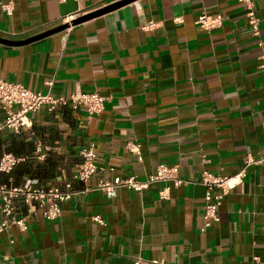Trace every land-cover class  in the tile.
Masks as SVG:
<instances>
[{"label":"crops","instance_id":"0c3cea01","mask_svg":"<svg viewBox=\"0 0 264 264\" xmlns=\"http://www.w3.org/2000/svg\"><path fill=\"white\" fill-rule=\"evenodd\" d=\"M113 1L0 0V39L29 40ZM253 2L260 41L238 0H138L33 43H0V80L54 98H106L99 115L45 108L31 116L32 128L3 135V154L13 137L36 164H57L44 166L56 170L52 178L37 166L19 184L13 174L15 185L71 180L89 146L99 178L146 181L166 165L187 182L121 188L113 198L87 190L96 179L75 182L59 220L21 207V216L31 214L27 228L0 236V264H264V161L247 168L209 227L202 184L205 172L229 178L249 157L264 160V0ZM202 13L221 15L222 27L201 29Z\"/></svg>","mask_w":264,"mask_h":264},{"label":"built area","instance_id":"2783aa9c","mask_svg":"<svg viewBox=\"0 0 264 264\" xmlns=\"http://www.w3.org/2000/svg\"><path fill=\"white\" fill-rule=\"evenodd\" d=\"M118 1H113L101 8ZM238 1L244 5L252 35L260 41V20L256 14L253 0ZM2 10L11 16L13 6L4 4ZM222 20L221 15L211 16L202 13L197 19V24L201 29L211 31L221 28ZM72 21L66 20L65 23L71 24ZM262 68H264V63ZM105 102L106 98L98 92L93 94L75 93L68 98H54L50 94L32 92L20 83L0 80V138L9 133L19 135L25 129L32 128L31 116L42 109L46 108L50 113L64 107L70 108L74 112L84 109L89 116H94L104 111ZM128 147L133 154L140 156L138 145L131 143ZM80 156L82 163L75 170L71 180H65L59 185H42L38 180L28 179L23 185H15L12 174L17 166L25 160L11 153H4L0 157V175H5L8 179L6 182H0V236L13 226L20 230H26V223L31 214L21 216V207L34 208L47 221L59 220L63 214V206L71 202L77 194V190L73 187L75 182L87 184L96 179L94 187L87 190L102 191L108 198H113L121 188L142 193L154 183H172L175 187L187 183L180 179L178 167L166 165L158 166L156 172L146 181H139L136 177L105 180L98 176L101 170L96 163L97 155L94 146L84 148ZM263 161L258 162L249 157L245 167L238 174L229 178H219L207 172L204 173L202 184L207 188L204 204L206 227L211 226L212 222L219 221L220 205L231 191L242 184L247 168ZM215 189H219L220 193L214 194ZM165 196L166 193L163 192L162 197L165 198ZM95 220L101 222L100 218H95Z\"/></svg>","mask_w":264,"mask_h":264},{"label":"water","instance_id":"95a60500","mask_svg":"<svg viewBox=\"0 0 264 264\" xmlns=\"http://www.w3.org/2000/svg\"><path fill=\"white\" fill-rule=\"evenodd\" d=\"M136 1H138V0H119L118 2H115L114 4L108 5L104 8L99 9V10H96V11L90 12L88 14H85L83 16H80V17L76 18L75 20H73L71 24H63L61 26H58V27L53 28L51 30H48V31H46V32H44L38 36H35L29 40L22 41V42H11V41L0 39V43L7 44V45H25V44L33 43V42L45 39L47 37L53 36L55 34L61 33L65 30L69 29L72 26H77V25L83 24L87 21H90L92 19H95V18L104 16L108 13L114 12V11H116V10H118L124 6H127L129 4H132Z\"/></svg>","mask_w":264,"mask_h":264},{"label":"trees","instance_id":"16d2710c","mask_svg":"<svg viewBox=\"0 0 264 264\" xmlns=\"http://www.w3.org/2000/svg\"><path fill=\"white\" fill-rule=\"evenodd\" d=\"M10 148L6 149V153H12L14 154L16 157H23V158H26V161L23 162V163H20L19 164V167L17 168V170L15 171L14 174V177H15V184H19L20 181L18 182L20 176L22 174H25V173H31V174H34V171H33V166H37L38 168V171H40V176L41 177H49V178H52L56 175V170L51 167V170L47 169L45 170L44 166H57V164L55 163H51L49 164L48 162V165L47 164H41V163H35L31 160V157H32V153L28 147V145H23L21 143H17L15 140H13V137L11 138V142H10ZM1 148V146H0ZM2 150H0V154L2 155L3 153L1 152ZM0 155V156H1ZM12 174V176H13Z\"/></svg>","mask_w":264,"mask_h":264}]
</instances>
